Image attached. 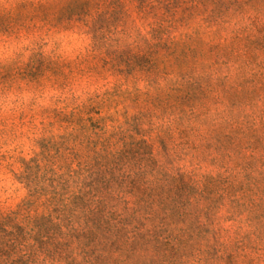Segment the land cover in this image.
Returning a JSON list of instances; mask_svg holds the SVG:
<instances>
[{
  "label": "trees",
  "instance_id": "obj_1",
  "mask_svg": "<svg viewBox=\"0 0 264 264\" xmlns=\"http://www.w3.org/2000/svg\"><path fill=\"white\" fill-rule=\"evenodd\" d=\"M56 3L82 28L87 56L124 75L118 87L131 76L145 82L142 94L127 93L153 109L110 134L91 109L63 116L58 141L15 175L24 196L0 212V264H264V0ZM126 3L146 35L131 27ZM197 18L193 32L171 37ZM201 29L211 62L168 83L152 50L180 46L188 56ZM206 161L212 170L200 173Z\"/></svg>",
  "mask_w": 264,
  "mask_h": 264
},
{
  "label": "rangeland",
  "instance_id": "obj_2",
  "mask_svg": "<svg viewBox=\"0 0 264 264\" xmlns=\"http://www.w3.org/2000/svg\"><path fill=\"white\" fill-rule=\"evenodd\" d=\"M40 2L48 4L38 9L36 4ZM60 4L56 0H0V212L15 209L24 196L15 180L22 161L38 156L49 138L58 141L68 125L63 116L69 115L74 107L91 109L92 121L98 122L107 134L153 109L145 103L143 95L134 101L127 93L138 89L142 94L145 82L131 76L124 86L118 87L124 75H112L110 69L101 67L97 58L87 56L82 28L76 23L67 24L68 13ZM126 8L128 20L133 22L131 27L142 28L141 34L146 35L148 29L142 27L141 16L133 4L126 3ZM89 11L94 17L98 11H105V7ZM119 19L113 17L102 29L108 24L116 26ZM197 22L198 18L176 23L170 31L171 37L180 40L185 33L195 30ZM118 24L116 30H121L123 22ZM200 31V42L188 56L180 46H173L170 55L161 48L152 50L151 56L160 70L167 73L168 83L177 81L186 70H197L211 62L206 48L209 36L206 30ZM8 44L16 48L11 56L4 58ZM129 50L131 54L138 53L134 46ZM187 161L189 158L179 165L190 169ZM211 170L206 161L199 172ZM235 227L232 222L223 224V228L231 229L230 233Z\"/></svg>",
  "mask_w": 264,
  "mask_h": 264
},
{
  "label": "clouds",
  "instance_id": "obj_3",
  "mask_svg": "<svg viewBox=\"0 0 264 264\" xmlns=\"http://www.w3.org/2000/svg\"><path fill=\"white\" fill-rule=\"evenodd\" d=\"M3 39H5L7 41L8 38L4 37ZM15 48H16V45H14V44L6 45V47L4 48V53H5L4 58L11 56L12 52L15 50Z\"/></svg>",
  "mask_w": 264,
  "mask_h": 264
}]
</instances>
